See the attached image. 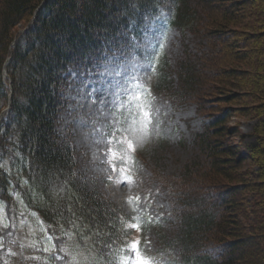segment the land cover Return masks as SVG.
Instances as JSON below:
<instances>
[{"label": "trees", "instance_id": "16d2710c", "mask_svg": "<svg viewBox=\"0 0 264 264\" xmlns=\"http://www.w3.org/2000/svg\"><path fill=\"white\" fill-rule=\"evenodd\" d=\"M250 2L233 0L222 8L221 18L243 19L240 4ZM166 8L168 17L163 16ZM211 10L205 0H0V112L9 104L0 123V155L22 159L20 169L28 172L22 198L44 223L56 226L61 235L68 233L76 248L88 254L78 263L118 264L127 234L122 214L79 172L76 148L59 129L64 93L88 78L104 57L136 49L159 17L183 40L191 35L197 41L196 52L188 48L176 68L178 91L201 97L211 78L238 74L240 79L246 75L253 95L264 99L262 74L218 69L221 39L228 33L219 29ZM257 13L264 20V10ZM251 53L237 56L245 60ZM156 64L154 91L174 100L178 95L169 87L170 64L163 56ZM257 64L264 67V60ZM255 109L253 140L246 143L241 136L242 150L221 140L225 114H210L195 140L207 166L197 159L185 164L180 176L164 180L173 205L147 218L157 238V264H264V101ZM6 181L0 178V189L9 194L12 184ZM53 183L59 187L56 195L54 188L49 190ZM166 225L176 226L172 235L165 232Z\"/></svg>", "mask_w": 264, "mask_h": 264}, {"label": "rangeland", "instance_id": "374dc122", "mask_svg": "<svg viewBox=\"0 0 264 264\" xmlns=\"http://www.w3.org/2000/svg\"><path fill=\"white\" fill-rule=\"evenodd\" d=\"M205 1L212 8L211 14L219 29L228 33L224 40L221 39L224 52L220 51V57L216 60L218 69L258 72L263 76L259 83L264 88V67L257 64L264 60V20L257 13L260 8L264 10V0H248L251 1L249 4H240L245 19L234 18L230 22L221 18V12L233 0ZM168 14L169 9L166 8L163 16ZM24 22L17 24L14 30L22 28ZM196 42L191 35L183 40L175 28L165 26L160 18L137 42L138 54L130 51L104 57L89 78L78 86H68L64 93L66 105L60 114L59 129L69 135L76 148L80 161L78 170L103 192L107 202L122 214L125 221L127 236L121 244L124 246L118 256L119 263L128 255L126 249L134 240L140 241V249L146 256L156 259L157 238L154 230L148 227L147 218L152 220L162 212L169 211L173 205L174 197L170 196L164 183L166 177L180 176L184 165L197 159L207 166V157L195 140L210 121V114L212 117L225 114L222 125L226 132L221 138L225 144L241 147L242 150L243 140L246 143L253 140V128L257 123V117L253 114L257 113L255 108L258 102L264 99L253 95L252 82L246 75L241 79L238 74L211 78L212 83H206L210 86L209 90H205L201 97H187L189 93L176 88V68L188 48L192 53L196 52ZM159 44H163V48ZM250 49L253 53L248 58L239 59L237 52ZM160 55L170 64L173 79L169 87L174 90V95H178L174 100L158 95L153 88L157 74L153 57ZM211 69L208 68V71ZM117 72L122 76H117ZM203 73L207 75V70ZM130 77L137 78L143 85L144 97L141 102L153 114L152 123L148 126L149 134L142 143L135 141V133L131 130V113L135 109L121 108L119 101L114 105L101 102L109 98L107 91L110 82L126 81ZM100 89L103 91H98ZM0 104L4 105L1 101ZM5 110L7 106L1 110V121L5 119ZM241 136L245 138L242 140ZM125 137L133 140L134 152L127 153L126 144L118 143ZM10 157L12 160L0 155V178L3 183L8 179L12 184L9 194L5 189H0V264H80V260L86 261L88 254L85 256L76 248L68 233L61 235L56 226L43 223L38 213L22 198L20 188L28 191L24 178L28 172L20 169L21 160L14 162L12 154ZM114 160L116 171H113ZM122 169H126V173H122ZM121 180L125 182L121 184ZM52 185L49 190L54 188L52 195H56L59 187L56 183ZM135 197L140 199L136 200ZM216 200L215 197L211 198L212 203ZM134 223L142 225L139 231L130 228ZM175 228V225H166L165 232L172 235Z\"/></svg>", "mask_w": 264, "mask_h": 264}, {"label": "snow or ice", "instance_id": "6c2138e0", "mask_svg": "<svg viewBox=\"0 0 264 264\" xmlns=\"http://www.w3.org/2000/svg\"><path fill=\"white\" fill-rule=\"evenodd\" d=\"M159 20V17L156 18ZM164 35V33H161ZM160 48H163V44H159ZM158 59V57H156ZM117 76H122V73L117 72ZM123 75H126L124 73ZM98 91H103L100 89ZM107 97L101 102L105 105H114L116 101H119V106L121 108L128 107L135 109L131 113L133 117V128L131 129L135 133V141L137 143H142L149 134L148 126L152 123V111L145 104L142 103L144 97L143 85L135 77H130L128 80H117L114 83L109 84ZM95 103V101H93ZM138 125V127L136 126ZM125 131H128L127 129ZM118 143L124 145L126 144L127 153H132L135 151L134 142L132 139L125 137L122 140H118ZM111 151V150H110ZM116 161L113 162V171H116ZM126 169H122V173H126ZM130 180L131 177H126ZM125 180H121L123 184ZM134 199L139 200L140 197H135ZM142 225L140 223H134L130 225L133 230L139 231ZM128 255L122 258L120 264H156L154 258L146 256L140 249V241H131L126 249Z\"/></svg>", "mask_w": 264, "mask_h": 264}, {"label": "bare ground", "instance_id": "6f19581e", "mask_svg": "<svg viewBox=\"0 0 264 264\" xmlns=\"http://www.w3.org/2000/svg\"><path fill=\"white\" fill-rule=\"evenodd\" d=\"M60 7V6H59ZM19 31V30H18ZM21 31V30H20ZM5 65V64H4ZM3 79H4V81H5V83L8 81L7 79H8V74H7V71L6 70H4V76H3ZM52 107V106H51ZM8 109H9V104H8V106H7V111H8ZM2 112V111H1ZM1 112H0V114H1ZM22 160V159H21Z\"/></svg>", "mask_w": 264, "mask_h": 264}]
</instances>
